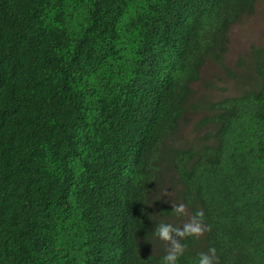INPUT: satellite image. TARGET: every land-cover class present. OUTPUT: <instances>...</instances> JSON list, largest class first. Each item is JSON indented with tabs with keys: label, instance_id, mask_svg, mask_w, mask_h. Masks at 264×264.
<instances>
[{
	"label": "trees",
	"instance_id": "1",
	"mask_svg": "<svg viewBox=\"0 0 264 264\" xmlns=\"http://www.w3.org/2000/svg\"><path fill=\"white\" fill-rule=\"evenodd\" d=\"M260 1L0 0V264H164L197 211L177 264H264V47L194 87Z\"/></svg>",
	"mask_w": 264,
	"mask_h": 264
},
{
	"label": "rangeland",
	"instance_id": "2",
	"mask_svg": "<svg viewBox=\"0 0 264 264\" xmlns=\"http://www.w3.org/2000/svg\"><path fill=\"white\" fill-rule=\"evenodd\" d=\"M250 42H257L264 47V0L260 1L253 15L245 17L231 32L226 63L231 68L232 74L210 61L203 70L202 81L194 85L198 92L196 98L220 100L226 96L235 95L244 86L241 77L244 70L237 67V58L250 48ZM189 118L192 121L185 125L183 131L187 135L198 114Z\"/></svg>",
	"mask_w": 264,
	"mask_h": 264
},
{
	"label": "clouds",
	"instance_id": "3",
	"mask_svg": "<svg viewBox=\"0 0 264 264\" xmlns=\"http://www.w3.org/2000/svg\"><path fill=\"white\" fill-rule=\"evenodd\" d=\"M171 206L172 212L175 215L180 216L186 214V206L184 204L172 203ZM207 230L204 224V213L202 211H197L195 215L182 226H175L170 223H160L157 225L154 230L155 235L169 245L167 253L163 257L164 264H177L179 256L184 252V245L181 241L185 237H200L204 235ZM215 262V248H209L208 252H201L199 254L198 264H215Z\"/></svg>",
	"mask_w": 264,
	"mask_h": 264
}]
</instances>
